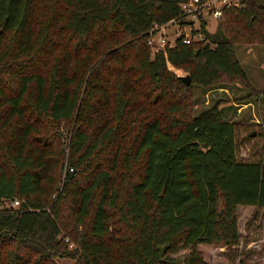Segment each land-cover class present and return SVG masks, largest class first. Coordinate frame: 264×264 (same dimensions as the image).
Wrapping results in <instances>:
<instances>
[{
	"label": "trees",
	"instance_id": "obj_1",
	"mask_svg": "<svg viewBox=\"0 0 264 264\" xmlns=\"http://www.w3.org/2000/svg\"><path fill=\"white\" fill-rule=\"evenodd\" d=\"M182 1L0 0V264H209L205 245L236 262L264 144L238 158L237 122L194 115L191 91L250 87L234 45L264 43V0L153 53L155 22L187 24Z\"/></svg>",
	"mask_w": 264,
	"mask_h": 264
},
{
	"label": "rangeland",
	"instance_id": "obj_2",
	"mask_svg": "<svg viewBox=\"0 0 264 264\" xmlns=\"http://www.w3.org/2000/svg\"><path fill=\"white\" fill-rule=\"evenodd\" d=\"M208 29L215 30V21L208 20ZM172 25H169L171 30ZM187 32L188 30L185 29ZM170 36V34H168ZM235 55L244 69L250 87L233 81L225 87L206 88L194 86L191 97L194 100V115L219 105L225 120L237 122L236 144L238 158L257 159L263 152L264 138L261 135L264 127V43L238 42L234 45ZM177 75H185L182 69L169 65ZM258 120V121H256ZM256 212L255 218L252 215ZM239 230L242 237L237 250L236 262L239 264H264V208L252 206L238 207ZM247 222L249 225L246 226ZM200 248V247H199ZM203 258L209 264H232V252L225 247L205 245L200 248ZM252 251L247 254L248 251ZM189 255L188 247H179L172 254L180 261ZM58 264H74L73 259H58ZM233 263V264H236Z\"/></svg>",
	"mask_w": 264,
	"mask_h": 264
},
{
	"label": "built area",
	"instance_id": "obj_3",
	"mask_svg": "<svg viewBox=\"0 0 264 264\" xmlns=\"http://www.w3.org/2000/svg\"><path fill=\"white\" fill-rule=\"evenodd\" d=\"M242 5L241 0H184L180 3V9L187 24H180L175 18L161 24L155 22L148 32L147 42L152 47V52L155 53L165 47H174L178 39L184 43L202 39L201 32L197 31L201 20L207 23L206 28L208 29V20L216 21L221 18L225 9ZM169 25H172L171 30H169ZM185 29L188 31L186 32ZM194 31L197 32L194 34ZM9 205L16 207L18 201L13 199Z\"/></svg>",
	"mask_w": 264,
	"mask_h": 264
},
{
	"label": "water",
	"instance_id": "obj_4",
	"mask_svg": "<svg viewBox=\"0 0 264 264\" xmlns=\"http://www.w3.org/2000/svg\"><path fill=\"white\" fill-rule=\"evenodd\" d=\"M179 77L186 85H189L191 83V77L189 74L180 75Z\"/></svg>",
	"mask_w": 264,
	"mask_h": 264
},
{
	"label": "crops",
	"instance_id": "obj_5",
	"mask_svg": "<svg viewBox=\"0 0 264 264\" xmlns=\"http://www.w3.org/2000/svg\"><path fill=\"white\" fill-rule=\"evenodd\" d=\"M256 121H258V120H256Z\"/></svg>",
	"mask_w": 264,
	"mask_h": 264
}]
</instances>
